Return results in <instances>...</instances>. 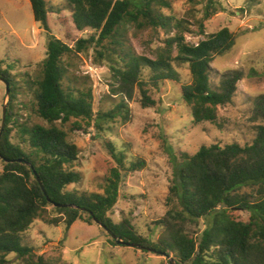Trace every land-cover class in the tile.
I'll use <instances>...</instances> for the list:
<instances>
[{"label":"trees","instance_id":"trees-1","mask_svg":"<svg viewBox=\"0 0 264 264\" xmlns=\"http://www.w3.org/2000/svg\"><path fill=\"white\" fill-rule=\"evenodd\" d=\"M187 1L202 4L199 29L204 34L203 22L222 12L220 3ZM29 2L34 20L48 39L46 55L38 63L37 72L33 77L26 74L22 82L28 87L35 114L45 124L27 126L15 118L13 104L21 87L12 74V66L5 68L0 60V80L8 81L10 90L0 137V264H11L6 258L9 254H15L20 264H51L32 247L23 245L21 239L35 219H45L49 206L65 216L66 229L78 219H96L115 238L142 247L144 252H164L170 264L172 259L175 264H264V94L254 103V114L260 123L251 143L202 145L192 155H179L181 162L169 190L173 203L169 212L178 220L164 217L158 221L164 228L162 237L155 242L137 233L128 219L115 223L108 216L118 199L122 172L142 169L143 160L125 165L124 154L116 152L109 142V154L118 166L110 169L102 193L67 190L81 180V175L74 169L79 149L69 139L66 124L79 130L84 129V122L103 130L102 121L119 115L126 119L129 110L125 98H131L135 86L142 106H152L154 100L146 86L178 81L171 66L173 61L189 66L191 80L182 86V98L191 107L193 122H216L218 107L232 102L241 75H225L217 89H213L210 63L215 56L233 48L235 33L223 27L196 44H189L183 34V21L162 12L171 8V0H66L72 8L74 25L79 30L93 31L70 46L50 33L48 16L55 12L53 7H48L46 0ZM128 26L173 33L166 37L156 58L151 59L137 55L126 45L123 32ZM90 47L94 49V62L106 63L110 68L116 82L112 91L121 96L115 108L96 115L91 89H79L70 80L64 81L70 66L66 59ZM15 125L17 142L12 141ZM244 189L248 190L243 192ZM55 203L68 206H54ZM234 209L248 213L247 219H235L231 215ZM201 221L204 227L200 234L192 235L186 223L199 225ZM109 236L116 244V239Z\"/></svg>","mask_w":264,"mask_h":264},{"label":"rangeland","instance_id":"rangeland-1","mask_svg":"<svg viewBox=\"0 0 264 264\" xmlns=\"http://www.w3.org/2000/svg\"><path fill=\"white\" fill-rule=\"evenodd\" d=\"M46 1L55 11L48 16L52 35L73 46L79 38L93 34L89 28L79 30L74 25L72 8L66 0ZM217 2L222 12L203 22L204 34L199 29L202 4L171 0V8L162 10L165 15L183 21L186 29L183 34L189 44H196L223 27L236 35L233 48L215 56L210 63L209 80L213 89H217L225 75H241L232 102L218 107L216 122H193L191 107L182 98V86L191 80L189 66L173 61L171 66L178 81H159L146 86L148 95L154 100L152 106H142L141 94L135 86L131 98H125L129 110L126 119L119 115L102 121L103 130L84 122V129L76 130L71 123L65 127L69 139L79 149L74 169L81 175L78 183L67 187L69 191L102 193L110 169L118 166L109 154V142L115 146L116 152L124 154L125 165L140 159L144 161L142 169L122 172L118 199L108 216L115 223L128 219L137 233L154 242L163 235L164 226L158 221L164 217L169 221L178 220L169 212L173 207L169 190L181 162L179 155H192L202 145L249 144L260 123L254 114V103L259 95L264 94V0ZM123 33L126 45L134 53L155 59L164 40L173 32L136 30L128 26ZM47 39L48 34L33 18L29 0H0V60L3 67L12 66V74L19 81L21 89L13 104L14 113L19 123L27 126L45 124L35 114L28 87L22 81L27 78L26 74L33 77L37 72L38 63L46 55ZM173 55H176L175 51ZM66 62L70 66L65 83L70 80L79 89H91L95 115L118 105L121 96L112 91L115 78L106 63L94 62L92 47L71 55ZM8 101L5 84L0 80V125L2 107ZM17 132L15 125L12 131L14 142L18 141ZM231 215L239 220L248 217V213L238 209L232 210ZM52 219L57 222H48ZM186 224L192 235H199L204 227L202 221L199 225ZM65 225V216L49 206L45 219H35L22 234V244L32 247L37 255L51 264H170L168 256L113 244L108 232L93 220L78 219L68 229ZM6 258L11 264H20L15 254Z\"/></svg>","mask_w":264,"mask_h":264},{"label":"water","instance_id":"water-1","mask_svg":"<svg viewBox=\"0 0 264 264\" xmlns=\"http://www.w3.org/2000/svg\"><path fill=\"white\" fill-rule=\"evenodd\" d=\"M1 81H3L4 82V84H5V87H6V95L8 96V94H9V83H8V81H6V80H1ZM6 114H7V103H4V105H3V107H2V120H1V125H0V137H1V135H2V133H3V130H4V126H5V121H6ZM6 162H11L12 160H9V159H6L5 160ZM17 161L18 162H21L22 160L21 159H17ZM37 180L39 181V183H40V185H41V182H40V180H39V178L37 177ZM54 206H60V207H66V206H68V205H66V204H53ZM96 223H98L101 227H103L104 229H105V226L102 224V223H100L98 220H94ZM111 236H112V238L113 239H116V241H117V243L118 244H122V245H126V246H130V247H138V248H140V249H143L142 247H139V246H136L135 244H133V243H130V242H125V241H123V240H121V239H119V238H115V235H113L109 230H106ZM148 251L149 252H157V253H159L160 255H163V256H166L167 257V255L164 253V252H160V251H155L154 249H148ZM171 264H175L174 263V261H173V259L171 260Z\"/></svg>","mask_w":264,"mask_h":264}]
</instances>
